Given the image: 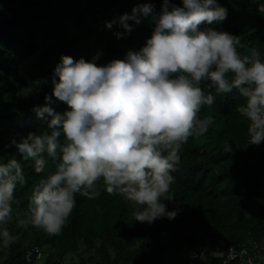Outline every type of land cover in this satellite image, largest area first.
Segmentation results:
<instances>
[{"label":"clouds","instance_id":"obj_1","mask_svg":"<svg viewBox=\"0 0 264 264\" xmlns=\"http://www.w3.org/2000/svg\"><path fill=\"white\" fill-rule=\"evenodd\" d=\"M257 10L264 14V3ZM226 18L218 0H161L159 11L151 2L137 3L104 26L122 29L114 32L120 39L148 20L153 29L144 46L105 65L96 63L99 52L90 61L60 57L52 96L67 110L55 112L48 106L52 96H45V104L33 110L42 119L50 117L46 129L11 138L0 148V247L16 243L8 225L17 185L26 183L21 163L4 160L7 147L32 160L42 174L19 226L58 236L76 196L94 199L101 188L123 197L136 222L174 219L177 213L168 211L165 201L174 200L173 173L182 147L189 137L208 131L213 118L200 113L215 104L217 95L236 90L248 144L264 142V50L251 47L242 55L239 36L201 28Z\"/></svg>","mask_w":264,"mask_h":264},{"label":"trees","instance_id":"obj_2","mask_svg":"<svg viewBox=\"0 0 264 264\" xmlns=\"http://www.w3.org/2000/svg\"><path fill=\"white\" fill-rule=\"evenodd\" d=\"M143 2H151L157 11L161 7V0H0V148L11 138L46 129L50 117L44 114L42 119L33 108L52 96L53 69L62 55L90 61L99 52L96 63L105 65L144 46L153 29L148 20L120 39L114 32L122 29L104 26ZM218 3L227 9V18L201 28L239 36L245 45L242 55L251 47L264 50V14L257 10L264 0ZM241 103L233 90L217 95L211 108H202L201 118L211 116L214 122L182 147L173 173L174 200L165 201L167 210L177 213L172 220L136 222L123 197L101 188L94 199L76 196V207L58 236L20 227L42 174L35 172L32 160L17 155L15 147L5 148L4 160L21 163L26 183L17 185L8 225L17 240L7 249L0 247V264H20L25 248L34 244L47 248L44 264H65L62 257L70 251L78 260L68 264H161L169 249L202 248L216 255L229 246L250 248L252 241L264 245V142L248 144L247 124L238 112ZM48 106L57 113L67 110L54 96ZM219 260L214 256V262Z\"/></svg>","mask_w":264,"mask_h":264},{"label":"built area","instance_id":"obj_3","mask_svg":"<svg viewBox=\"0 0 264 264\" xmlns=\"http://www.w3.org/2000/svg\"><path fill=\"white\" fill-rule=\"evenodd\" d=\"M253 251L251 255L249 251ZM46 253L39 245H31L23 251V262L20 264H44ZM217 256L219 261L214 262ZM256 257V259H254ZM182 264H264V245L251 242L250 248L229 246L222 254H205L202 248L198 250H187Z\"/></svg>","mask_w":264,"mask_h":264},{"label":"rangeland","instance_id":"obj_4","mask_svg":"<svg viewBox=\"0 0 264 264\" xmlns=\"http://www.w3.org/2000/svg\"><path fill=\"white\" fill-rule=\"evenodd\" d=\"M65 31L68 33H72V34L75 33V31L73 29H68ZM42 248H43L44 252L46 253L47 248L46 247H42ZM185 251H186V249H183L181 251L169 249L168 251L163 253V261L161 264H178L177 260H175V258L178 259V262H179L182 258V255L185 254ZM62 260L65 264H68V263L76 262L78 260V257L75 253L70 251L62 257Z\"/></svg>","mask_w":264,"mask_h":264},{"label":"crops","instance_id":"obj_5","mask_svg":"<svg viewBox=\"0 0 264 264\" xmlns=\"http://www.w3.org/2000/svg\"><path fill=\"white\" fill-rule=\"evenodd\" d=\"M187 251V250H186ZM186 251H185V254H186ZM185 254L184 255H182V258H181V260L178 262V259H176L175 258V260H177V263L178 264H182L183 263V260H184V258H185ZM219 255V254H218Z\"/></svg>","mask_w":264,"mask_h":264}]
</instances>
